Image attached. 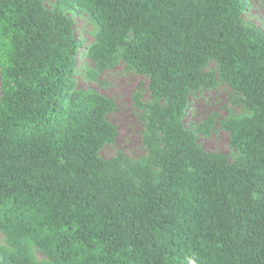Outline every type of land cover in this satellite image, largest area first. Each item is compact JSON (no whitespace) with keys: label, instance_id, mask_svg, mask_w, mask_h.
Wrapping results in <instances>:
<instances>
[{"label":"trees","instance_id":"obj_1","mask_svg":"<svg viewBox=\"0 0 264 264\" xmlns=\"http://www.w3.org/2000/svg\"><path fill=\"white\" fill-rule=\"evenodd\" d=\"M61 3L97 24L84 46ZM247 0H0V264H264V32ZM86 59L92 62L87 67ZM122 59L140 86L145 154L98 152L113 100L77 88ZM249 114L222 122L239 154L207 152L191 94L216 81Z\"/></svg>","mask_w":264,"mask_h":264},{"label":"rangeland","instance_id":"obj_2","mask_svg":"<svg viewBox=\"0 0 264 264\" xmlns=\"http://www.w3.org/2000/svg\"><path fill=\"white\" fill-rule=\"evenodd\" d=\"M42 2L46 8L52 10L57 0ZM60 7L73 22L75 37L86 47L92 44L98 27L90 14L77 7H68L65 3H61ZM241 16L244 23L250 22L264 32V0H247ZM85 63L87 67L92 66L89 59H86ZM205 69L215 72L216 81L211 87L190 95L184 122L187 128L191 129L211 114H216L213 130L206 135L197 134V143L207 152L226 154L232 161L239 152L230 145V134L222 122L228 117L241 118L249 114V110L241 102V95L219 77L220 69L216 61L211 60ZM139 86L141 100L145 103L149 99L148 78L136 72L122 59L116 66L105 69L94 78L84 69H80L77 74V88L95 91L115 103V109L106 113L105 119L116 128L117 134L113 143H105L100 148L98 152L100 158L109 159L122 152L127 158L136 161L145 154L141 138L144 127L142 112L134 104L133 98Z\"/></svg>","mask_w":264,"mask_h":264}]
</instances>
